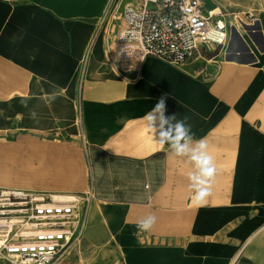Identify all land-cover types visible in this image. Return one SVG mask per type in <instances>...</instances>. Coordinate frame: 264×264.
Segmentation results:
<instances>
[{
	"label": "crops",
	"instance_id": "0c3cea01",
	"mask_svg": "<svg viewBox=\"0 0 264 264\" xmlns=\"http://www.w3.org/2000/svg\"><path fill=\"white\" fill-rule=\"evenodd\" d=\"M110 2L0 0V111L14 112L22 131L64 127V116L69 119L74 112L76 81L87 74L79 105L85 146L94 161L97 194L112 204L136 207L133 211L186 210L194 202L188 176L195 171V162L175 157L168 145H159L142 118L164 96L165 115L187 117L195 139L206 138L210 154L221 167L230 140L216 135L220 133L219 123L229 131L242 119L250 118L264 128V66L225 58L227 63L212 79L198 80L180 67L148 57L139 70L121 72L116 66L102 72L104 38L100 26ZM231 27L246 40L244 26ZM98 28L100 34L89 51ZM261 32L264 35V29ZM250 46L259 60V49ZM131 73L137 77L128 78ZM8 96L14 98V106L4 100ZM60 103L64 104L62 109ZM12 121L0 118V127L11 126ZM232 185V176L223 166L216 175V194L203 203L211 198L231 201ZM117 208L121 214L128 210ZM260 213L264 214V208ZM252 225L244 224L242 233ZM229 253L219 250L218 261H227Z\"/></svg>",
	"mask_w": 264,
	"mask_h": 264
},
{
	"label": "rangeland",
	"instance_id": "374dc122",
	"mask_svg": "<svg viewBox=\"0 0 264 264\" xmlns=\"http://www.w3.org/2000/svg\"><path fill=\"white\" fill-rule=\"evenodd\" d=\"M122 1L126 0H116V6L120 7ZM203 2L210 8L221 7L228 23L237 17L238 25L247 31L246 40L250 44L233 31L227 51L218 48L208 55L211 62L200 60L181 69L192 78L210 80L227 63L225 58L240 63L255 61L264 66V35L261 32L264 29V0ZM104 23L101 24L104 62L99 70L108 72L117 66L115 43L109 42L108 36L112 34L107 33L109 26L112 31L115 26L111 19ZM250 45L259 49V60ZM84 74L76 81L77 95L72 101L74 112L69 119L64 116V127L56 125L50 129L39 127L22 131L16 125L14 112L0 111V118L13 120L11 126L0 127V179L14 187L22 185L50 193L61 191L76 198L88 197L83 237L65 264H94V257L99 259L97 264H232L243 249L245 255L239 256L237 264H264V214L259 215L264 208V199H261L264 197V128L250 118L242 119L229 131L223 130L221 123L218 124L220 127L216 125L220 133L215 134L230 140L223 166L232 176L234 198L231 201L214 198L209 203L194 201L188 209L177 212L137 208L139 211H126L128 214H121L119 210L116 214L94 213L93 205L128 210L136 207L112 204V200L100 198L95 191L94 161L92 152L85 146L80 117V97L88 77ZM136 77L134 73L128 75L131 79ZM3 98L7 104L8 101L11 103L8 105L14 106L13 97ZM58 106L62 109L64 104ZM59 117L64 118L62 113ZM30 163H36L37 167L28 168ZM215 182L216 177L211 196L217 192ZM149 213L158 218L153 230L133 235L135 222ZM247 222L254 225L243 234ZM218 249L230 251L227 261H218ZM0 264L5 263L0 260Z\"/></svg>",
	"mask_w": 264,
	"mask_h": 264
},
{
	"label": "built area",
	"instance_id": "2783aa9c",
	"mask_svg": "<svg viewBox=\"0 0 264 264\" xmlns=\"http://www.w3.org/2000/svg\"><path fill=\"white\" fill-rule=\"evenodd\" d=\"M107 19L115 26L113 31L109 26L107 33L112 34L108 40L115 43V64L121 72L137 69L134 65H142L148 57L180 68L209 62L208 55L218 48L227 51L232 39L223 9L207 7L203 0H137L120 7L113 0L101 24ZM87 202L88 197L55 201L48 192L0 188V260L65 264L83 237Z\"/></svg>",
	"mask_w": 264,
	"mask_h": 264
},
{
	"label": "clouds",
	"instance_id": "9594fccd",
	"mask_svg": "<svg viewBox=\"0 0 264 264\" xmlns=\"http://www.w3.org/2000/svg\"><path fill=\"white\" fill-rule=\"evenodd\" d=\"M166 99L162 96L154 108L142 118L146 127L154 134L157 143L168 145L171 154L179 158H187L195 162V171L189 173V187L192 199L198 203L207 200L213 190L218 169L215 158L209 152L206 138L195 139L187 117L178 119L175 114L166 116ZM36 113H32L35 118ZM157 216L149 213L135 222L136 231L133 235L139 236L153 230L157 223Z\"/></svg>",
	"mask_w": 264,
	"mask_h": 264
},
{
	"label": "bare ground",
	"instance_id": "6f19581e",
	"mask_svg": "<svg viewBox=\"0 0 264 264\" xmlns=\"http://www.w3.org/2000/svg\"><path fill=\"white\" fill-rule=\"evenodd\" d=\"M223 3V2H222ZM230 24L231 26L232 25H235L237 26L238 25V18L237 17H233L230 19ZM114 54V53H113ZM115 54H116V50H115ZM212 60H209V62H211ZM215 63V62H214ZM138 70L140 69L139 68V64H135L134 65ZM127 68V67H126ZM27 167L32 169V168H36L37 165L36 163H30V164H27ZM14 186H11L7 180L5 179H0V188H3L5 190H9V189H12ZM16 187H23L22 185H16ZM15 188V187H14ZM52 197L55 201H71V200H75L76 196L73 195V194H68V193H64V192H61V191H56L54 193H52ZM92 212H101V213H109V214H116L118 212V209L116 208H109L107 207L106 205H93L92 208H91ZM125 214H128L126 213V210L124 211ZM128 212V210H127ZM133 210H129V213H132ZM251 240V239H250ZM241 255H245L244 253V249L241 250L240 254L238 256H236V258L231 262L232 264H237V261L239 259V256ZM107 257V256H105ZM12 258H15V257H12ZM105 261V260H104ZM99 262V259L94 257L93 259V263L94 264H97ZM107 262V260L105 261V263Z\"/></svg>",
	"mask_w": 264,
	"mask_h": 264
}]
</instances>
